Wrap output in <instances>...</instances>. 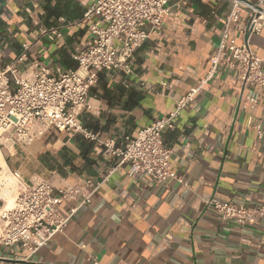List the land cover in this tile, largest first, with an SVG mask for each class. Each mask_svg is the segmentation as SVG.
<instances>
[{"label": "crops", "instance_id": "obj_1", "mask_svg": "<svg viewBox=\"0 0 264 264\" xmlns=\"http://www.w3.org/2000/svg\"><path fill=\"white\" fill-rule=\"evenodd\" d=\"M94 1L0 0V68L14 61L26 43L32 44L27 67L36 61L76 67L72 52L90 38L91 20L84 14ZM170 6L162 32L136 51L132 75L99 73L90 91L91 108L82 114L97 139L51 130L29 145L0 148L1 165L27 182L47 179L56 190L79 191L76 199L62 203L64 215L93 192L90 203L48 244L32 254L20 245L1 247L0 264H264V221L256 217L241 226L222 220L207 204L213 196L246 207L264 201V136L249 127L262 120L264 128L262 97L257 94V105L245 103L241 78L226 67H219L175 129L164 131L173 149L171 169L188 185L175 178L156 184L145 174L131 177L128 165L103 182L117 157L98 140L114 138L121 147L124 135L137 136L198 86L217 50L222 20L233 7L230 0H171ZM50 27H59L62 36L35 44L41 29ZM250 44L264 61V29ZM164 82L171 87L163 90ZM11 200L7 195L0 210Z\"/></svg>", "mask_w": 264, "mask_h": 264}, {"label": "built area", "instance_id": "obj_2", "mask_svg": "<svg viewBox=\"0 0 264 264\" xmlns=\"http://www.w3.org/2000/svg\"><path fill=\"white\" fill-rule=\"evenodd\" d=\"M170 1L95 0L84 14L85 20H91L90 38L72 52L77 62L74 68L48 67L41 61L27 67L32 44H24L22 53L0 68V148L11 150L29 145L51 130L71 136L81 133L89 139H97L85 128L82 114L91 108L90 91L98 83L99 73L105 70L125 71L127 75L134 73L136 51L152 34L162 32L165 17L172 10ZM230 1L232 11L222 20L223 30L217 50L200 84L177 99L168 115L154 119L137 136L124 135L121 147L116 148L114 138L98 140L106 153L117 157L103 182L113 172L128 165L131 177L145 174L156 184L175 178L188 185L171 169L173 149L165 143L164 131L175 129L176 120L212 80L219 67H226L239 75L242 81L240 96L245 103L259 104L257 94H261L264 105V61L250 44L251 38L264 29V0L257 3ZM231 28L235 29L234 34ZM61 36L59 27L42 28L34 43L43 45V37L55 41ZM162 85L163 90L171 87L167 82ZM248 89L252 93H247ZM249 127L257 131L259 138L264 136L262 120L251 121ZM78 192L76 188L56 190L47 179L29 183L18 172L9 171L0 163V202L4 203L7 195L13 197L11 206L0 210V248L20 245L30 254L36 253L64 229L80 207L90 203L93 192L85 193L78 204L71 207L69 215L62 214V203L76 199ZM207 204L219 213L222 220L234 219L241 226L256 217L264 221V201L246 207L213 196Z\"/></svg>", "mask_w": 264, "mask_h": 264}, {"label": "rangeland", "instance_id": "obj_3", "mask_svg": "<svg viewBox=\"0 0 264 264\" xmlns=\"http://www.w3.org/2000/svg\"><path fill=\"white\" fill-rule=\"evenodd\" d=\"M11 202H12V200H11ZM11 202H10V203H11Z\"/></svg>", "mask_w": 264, "mask_h": 264}]
</instances>
